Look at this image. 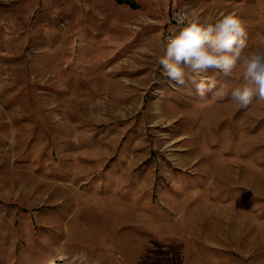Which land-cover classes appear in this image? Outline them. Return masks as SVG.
Returning a JSON list of instances; mask_svg holds the SVG:
<instances>
[{
	"label": "rangeland",
	"instance_id": "rangeland-1",
	"mask_svg": "<svg viewBox=\"0 0 264 264\" xmlns=\"http://www.w3.org/2000/svg\"><path fill=\"white\" fill-rule=\"evenodd\" d=\"M136 2L0 0V264H264V101L158 64L175 8L264 47V0Z\"/></svg>",
	"mask_w": 264,
	"mask_h": 264
},
{
	"label": "clouds",
	"instance_id": "clouds-1",
	"mask_svg": "<svg viewBox=\"0 0 264 264\" xmlns=\"http://www.w3.org/2000/svg\"><path fill=\"white\" fill-rule=\"evenodd\" d=\"M185 24L167 37L158 64L174 86L195 88L201 98L226 96L224 85L218 87L210 70L231 77L242 69V82L231 89L230 99L242 108L254 100L264 101V47L245 51L248 47L244 23L235 12L221 13L215 21H201L198 14H178Z\"/></svg>",
	"mask_w": 264,
	"mask_h": 264
},
{
	"label": "built area",
	"instance_id": "built-area-1",
	"mask_svg": "<svg viewBox=\"0 0 264 264\" xmlns=\"http://www.w3.org/2000/svg\"><path fill=\"white\" fill-rule=\"evenodd\" d=\"M187 13L189 15V12L187 9L184 8H175L172 12H170L167 16V23L175 25L177 27H183L186 26L185 24L179 23V16L178 14ZM190 16V15H189Z\"/></svg>",
	"mask_w": 264,
	"mask_h": 264
},
{
	"label": "trees",
	"instance_id": "trees-1",
	"mask_svg": "<svg viewBox=\"0 0 264 264\" xmlns=\"http://www.w3.org/2000/svg\"><path fill=\"white\" fill-rule=\"evenodd\" d=\"M116 1L120 4H123V3L129 4L134 9L138 8V4L136 0H116Z\"/></svg>",
	"mask_w": 264,
	"mask_h": 264
},
{
	"label": "bare ground",
	"instance_id": "bare-ground-1",
	"mask_svg": "<svg viewBox=\"0 0 264 264\" xmlns=\"http://www.w3.org/2000/svg\"><path fill=\"white\" fill-rule=\"evenodd\" d=\"M113 207H114V208H113L114 211H116V210L119 209L118 207H115V206H113ZM110 211H111V210H110ZM110 211H109V212H110ZM216 229H217V230H221V231L224 230V228L221 227V226H216Z\"/></svg>",
	"mask_w": 264,
	"mask_h": 264
},
{
	"label": "crops",
	"instance_id": "crops-1",
	"mask_svg": "<svg viewBox=\"0 0 264 264\" xmlns=\"http://www.w3.org/2000/svg\"><path fill=\"white\" fill-rule=\"evenodd\" d=\"M150 4H151V5H154V0H153V1L151 0V3H150Z\"/></svg>",
	"mask_w": 264,
	"mask_h": 264
}]
</instances>
